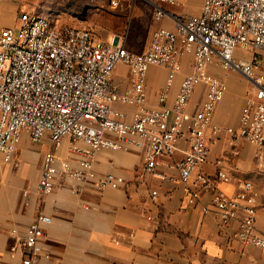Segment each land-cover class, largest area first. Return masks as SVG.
<instances>
[{
    "label": "built area",
    "instance_id": "built-area-1",
    "mask_svg": "<svg viewBox=\"0 0 264 264\" xmlns=\"http://www.w3.org/2000/svg\"><path fill=\"white\" fill-rule=\"evenodd\" d=\"M146 1L153 5L154 19L170 17L174 29H154L148 45L139 52L114 38H98L87 28L58 27L48 17L27 12L16 17L20 20L17 33L14 27L0 28V153L9 161L23 132L32 142L47 136L52 148L44 154L38 181L42 195L50 193L61 177L121 186L122 176L108 172L97 177L93 171V155L101 148L117 150L124 143L136 146L143 154L144 170L157 177H164L157 170L160 158L180 153L172 166L179 172L188 202L194 204L210 188V206L219 223L235 221V235L264 255V232L255 228L258 193L251 181H243L240 191L231 196L203 174L189 183L209 157L212 136L228 134L232 141L264 147V0H203L199 14L179 15L163 7L177 0ZM111 3L118 4L116 0ZM237 48L253 51L251 59L237 60ZM184 54L192 56V70L168 105L169 89ZM120 63L128 67L130 78V87L122 93L111 85L112 72ZM151 65L166 71L165 85L157 95L159 107L145 104V78ZM211 65L238 71L252 85L237 127L214 121L227 87L209 72ZM201 83L206 86L204 100L190 111V98ZM116 101L137 105V110L128 119L113 107ZM65 139L85 146H74L80 152L76 168L55 154ZM217 177L229 179L223 171ZM156 197L157 191L151 190V198ZM209 209L203 208L205 212ZM50 221L48 215L38 213L22 232L15 231L16 245L11 250L21 251V264L49 257L43 249V224Z\"/></svg>",
    "mask_w": 264,
    "mask_h": 264
},
{
    "label": "crops",
    "instance_id": "crops-1",
    "mask_svg": "<svg viewBox=\"0 0 264 264\" xmlns=\"http://www.w3.org/2000/svg\"><path fill=\"white\" fill-rule=\"evenodd\" d=\"M111 1L108 8L102 5L99 8L119 13L123 0H116L117 5H112ZM130 1L134 9L135 0ZM202 3L203 0H177L176 4H163V7L177 15L199 14ZM63 5L65 10L59 13ZM149 5L153 11V5ZM69 8L67 2H60L53 8L21 3L17 8L10 7L7 16L0 15V28L13 27L14 22L7 23L5 17H15L16 20L20 12L45 16L55 26H66L69 24L59 23H67L70 20L66 17H78L79 14V11L69 12ZM154 20L150 37L158 27L174 29L170 17ZM78 28H87L98 38H114L123 43L120 34H106L92 27ZM110 29L112 31L113 27ZM252 52L237 48L235 57L248 61ZM261 57L264 61V53ZM181 63V70L169 89L168 105L182 79L192 70V56L184 54ZM209 72L227 87L216 106L214 121L237 127L241 108L252 90L251 83L238 71H226L211 65ZM165 80L163 67L151 65L148 68L146 106L159 107L157 95ZM111 85L121 93L130 87L125 64L120 63L114 68ZM205 90L202 83L195 87L188 105L190 111L196 110L204 100ZM113 107L124 112L128 119L137 110V105L120 101L114 102ZM108 136L115 139L110 134ZM76 145L85 148L82 142L72 143L65 139L54 150L58 159L67 160L74 168L78 167L80 158V152L74 149ZM51 148L47 136L40 142H32L23 132L9 161H5L0 153V264H21V251L11 250L16 245L15 231L22 232L38 213L51 219L50 223L43 224V249L49 257L39 256L35 264H264L260 249L245 244L235 235V221L228 225L219 223L210 206L213 195L210 188L203 190L194 204L188 202L179 172L172 166L181 157L180 153L160 158L157 170L164 177H157L144 170L143 154L136 146L124 143L117 150L101 148L93 155V171L97 177L108 172L122 176L124 183L121 186H97L92 181L61 177L56 179L50 193L42 195L38 181L44 154ZM209 150L207 161L193 172L189 183H193L197 174H203L213 179L214 187L231 196L240 191L243 181H251L258 193L255 228L264 232V147L246 140L235 142L228 134H220L211 137ZM219 171L225 172L229 179H218ZM153 189L157 191L156 199L151 198ZM205 206L210 207L208 212L203 210ZM130 232L133 236L129 235Z\"/></svg>",
    "mask_w": 264,
    "mask_h": 264
},
{
    "label": "rangeland",
    "instance_id": "rangeland-1",
    "mask_svg": "<svg viewBox=\"0 0 264 264\" xmlns=\"http://www.w3.org/2000/svg\"><path fill=\"white\" fill-rule=\"evenodd\" d=\"M67 2L70 4L69 12H78V17H66L69 22L59 24H69L78 27H92L99 32L106 34L117 33L123 38V44L133 51H141L150 39L151 30L155 24L153 11L149 3L143 0H135L133 9L130 0H123L121 11L117 14L106 10L109 0H0V15L7 16L10 7L19 6L21 3H35L38 6L58 7V3ZM106 8H99V6ZM65 10L64 5L59 9V13ZM117 10H114V12ZM94 12H98L96 14ZM94 13V14H93ZM7 23H13L15 33H17L20 20L15 17H5ZM60 19L65 17H59ZM15 20V21H14ZM111 27H113L111 31Z\"/></svg>",
    "mask_w": 264,
    "mask_h": 264
}]
</instances>
